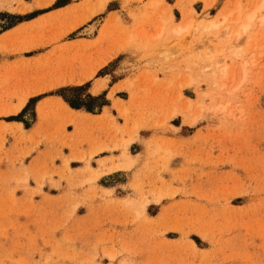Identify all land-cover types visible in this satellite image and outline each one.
<instances>
[{"label": "rangeland", "instance_id": "374dc122", "mask_svg": "<svg viewBox=\"0 0 264 264\" xmlns=\"http://www.w3.org/2000/svg\"><path fill=\"white\" fill-rule=\"evenodd\" d=\"M56 1L0 0V264H264V0Z\"/></svg>", "mask_w": 264, "mask_h": 264}, {"label": "trees", "instance_id": "16d2710c", "mask_svg": "<svg viewBox=\"0 0 264 264\" xmlns=\"http://www.w3.org/2000/svg\"><path fill=\"white\" fill-rule=\"evenodd\" d=\"M58 1L59 0H57L56 2H55V4L53 5V8H58V7H61V6H65L66 4H68V3H64V4H59L58 5ZM71 2V1H70ZM46 11H48V9H44V10H37V11H34V12H32V13H30V14H28V15H18V18H19V20L18 21H16L15 23H13V24H10V25H8V26H6L4 29H6V28H9V27H11V26H13V25H15L16 23H18V22H20V21H23V20H25V19H31V18H33V17H35V16H37V15H39V14H41V13H44V12H46ZM74 88V89H73ZM71 89H73L74 91L75 90H79L80 89V87L79 88H77V87H72ZM56 94H59V93H56ZM59 95H61V96H63V98L72 106V107H74V108H83V109H86L87 111H90V112H98V111H100L101 109H102V107L104 106V105H108L109 103H106L105 102V100L102 98V97H100V96H90V95H88L89 96V98L90 99H92V100H101V102H98V104L97 105H95V106H90V105H87L86 103H84V102H82V99L80 100V98L79 97H74L73 99L72 98H69V97H66L65 95H63V94H59ZM39 96V95H38ZM35 97H37V96H35ZM105 97H106V93H105ZM34 98V97H33ZM33 98H31V99H33ZM30 99V100H31ZM39 99H37L36 101H38ZM109 101V100H108ZM30 102V101H29ZM96 107H98V109L99 110H95L96 109ZM95 110V111H94ZM17 117H18V115L17 116H13V117H11V119H13V120H19V119H17Z\"/></svg>", "mask_w": 264, "mask_h": 264}, {"label": "bare ground", "instance_id": "6f19581e", "mask_svg": "<svg viewBox=\"0 0 264 264\" xmlns=\"http://www.w3.org/2000/svg\"><path fill=\"white\" fill-rule=\"evenodd\" d=\"M105 1H106V0H103V1L101 2V9H103L104 4H105ZM50 2H53V0H50ZM30 9H31V7H29V6L26 7V10H30ZM257 11H258V8L255 9L254 11L250 12V13L247 15V20H248V22H247L246 24H243L242 27L239 28V29L236 31V33H235L236 36H239V35L242 34L241 29L244 30V31H246V30L250 27L251 23L253 22V20H254L256 14H257ZM239 20H240V16L237 18V21H239ZM96 25H97V24H95V23H91V24H89L88 26L84 27V29L82 30V32L85 33V34H87V35L92 34V33L96 30ZM185 29H187V26H186V27H183V26H180V25H179V26H177V27L174 29V33L179 34V33H181L182 31H184ZM83 33H82V34H83ZM222 34H224L226 37L230 36L229 34H227L226 31L222 32ZM204 61H208V62H209V63H207V66H206V67L208 68V70H209L210 65L213 64L212 62H214V56H213V54H209L208 56H204ZM215 63L218 64L219 61H215ZM208 70H207V72L217 73L215 69H214V70H209V71H208ZM226 73H227L226 69L223 68V69H222V74H223V75H226ZM215 75H216V74H215ZM99 90H100V89H99ZM66 106H67L68 108H71V107H69L67 104H66ZM17 109H18V107L16 108V110H17Z\"/></svg>", "mask_w": 264, "mask_h": 264}, {"label": "crops", "instance_id": "0c3cea01", "mask_svg": "<svg viewBox=\"0 0 264 264\" xmlns=\"http://www.w3.org/2000/svg\"><path fill=\"white\" fill-rule=\"evenodd\" d=\"M71 1V2H70ZM81 0H67L66 2H63V3H61V4H64V3H68V5L69 4H71V3H77V2H80ZM120 1V5L123 7V4H122V0H119ZM60 4V5H61ZM59 5V4H58ZM67 5V4H66ZM59 8V7H58ZM57 8H55V9H53V10H56ZM53 10H50V11H48V12H51V11H53ZM111 11H109V13H110ZM44 13H47V11L46 12H44ZM108 13V14H109ZM103 19V18H102ZM106 19V18H105ZM125 19H127L126 17H125ZM128 20V19H127ZM130 20V19H129ZM47 50V49H46ZM45 51V49H43V50H40V51H38V52H44ZM123 54V53H122ZM121 65H123V62H120V67H121ZM106 66V65H105ZM105 66H103L102 68H104ZM114 75H113V73H104V74H102V75H98V77H108V80H107V84H106V86H105V88L103 89V91H105V93L107 92V94H108V92L110 91V89L116 84V83H118L121 79H124L125 77H119V78H117L116 80H111L112 79V77H113ZM96 78V77H95ZM94 81V79L92 80H90L89 82V86H88V94H90V95H92V96H95V95H93V93L91 94V88L90 87H92V85H93V82ZM92 84V85H91ZM119 91V90H118ZM44 96H46V95H44ZM43 96V97H44ZM42 98V97H41ZM39 125V119H37V122H36V124H35V127L36 126H38ZM68 131H71V130H68ZM95 134H97V133H95ZM97 136H100V138L101 139H104L105 138V136H103V135H101V134H98ZM90 146L89 145H86V147H83V148H85V149H88ZM106 151V150H105ZM103 153H104V151H101V152H98V153H96L94 156H93V159H95L96 160V162H97V159L98 158H100V157H102V156H105V155H109L110 153H107V154H104L103 155ZM74 161H79V160H75V159H73Z\"/></svg>", "mask_w": 264, "mask_h": 264}]
</instances>
